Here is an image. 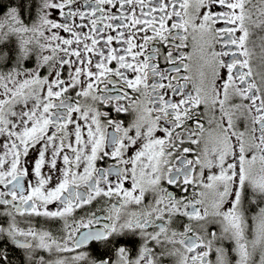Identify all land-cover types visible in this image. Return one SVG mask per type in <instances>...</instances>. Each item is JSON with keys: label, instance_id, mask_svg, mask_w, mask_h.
<instances>
[{"label": "snow or ice", "instance_id": "snow-or-ice-1", "mask_svg": "<svg viewBox=\"0 0 264 264\" xmlns=\"http://www.w3.org/2000/svg\"><path fill=\"white\" fill-rule=\"evenodd\" d=\"M0 264H264V0H11Z\"/></svg>", "mask_w": 264, "mask_h": 264}, {"label": "trees", "instance_id": "trees-1", "mask_svg": "<svg viewBox=\"0 0 264 264\" xmlns=\"http://www.w3.org/2000/svg\"><path fill=\"white\" fill-rule=\"evenodd\" d=\"M11 0H3L4 7H0V14L6 9ZM99 255V253H98Z\"/></svg>", "mask_w": 264, "mask_h": 264}, {"label": "rangeland", "instance_id": "rangeland-1", "mask_svg": "<svg viewBox=\"0 0 264 264\" xmlns=\"http://www.w3.org/2000/svg\"><path fill=\"white\" fill-rule=\"evenodd\" d=\"M4 11H5V10H4ZM4 11H3V12H4ZM3 12H2L1 14H3Z\"/></svg>", "mask_w": 264, "mask_h": 264}, {"label": "flooded vegetation", "instance_id": "flooded-vegetation-1", "mask_svg": "<svg viewBox=\"0 0 264 264\" xmlns=\"http://www.w3.org/2000/svg\"><path fill=\"white\" fill-rule=\"evenodd\" d=\"M98 255V253H96Z\"/></svg>", "mask_w": 264, "mask_h": 264}]
</instances>
